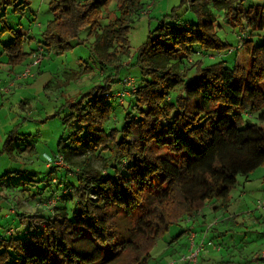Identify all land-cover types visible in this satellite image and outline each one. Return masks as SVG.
Wrapping results in <instances>:
<instances>
[{"label": "trees", "instance_id": "1", "mask_svg": "<svg viewBox=\"0 0 264 264\" xmlns=\"http://www.w3.org/2000/svg\"><path fill=\"white\" fill-rule=\"evenodd\" d=\"M144 1L52 0V19L39 40L8 30L12 40L2 48L0 65L13 75L38 48L47 58L86 46L101 72L117 71L129 58L128 32L148 7ZM188 3L196 23L160 26L135 63H128L138 70L128 98L120 103L116 97L124 87L112 92L126 77L111 73L67 104L64 122L72 129L50 158L61 156L73 180L66 182L59 167L47 168L50 195L44 205L52 199L56 204L28 226L31 217L22 220L14 212L17 227L0 229V264H150L157 242L172 226L215 201L220 203L214 211L224 209L238 177L264 166V127L245 124L253 116L264 123V43L254 45L250 35L264 30V5ZM23 6L24 1L0 0V13L23 14ZM212 6L241 32L248 67L236 61L232 68L223 61L208 64V57L231 50L216 33ZM82 30L87 33L79 39ZM31 40L37 46L26 50ZM12 148L10 135L4 151Z\"/></svg>", "mask_w": 264, "mask_h": 264}, {"label": "rangeland", "instance_id": "2", "mask_svg": "<svg viewBox=\"0 0 264 264\" xmlns=\"http://www.w3.org/2000/svg\"><path fill=\"white\" fill-rule=\"evenodd\" d=\"M21 1L27 5L23 6V14H13L11 9L0 13L3 15L0 19V59L2 48L12 40L9 29L25 38L39 40L42 30L52 19L49 10L52 0H19ZM188 2L145 0L148 12L143 13L140 18H134L128 32L129 58L119 70L101 72L100 65L89 58L88 47L77 46L63 56L47 57L33 70L34 73L40 70L43 75L37 84L46 85L52 81L49 89L44 90L45 85L42 90L41 86H37V89L21 87L12 89L15 94L6 100L0 98V229L17 227L14 212L21 214L22 220L31 217L27 219L26 226L30 224V219L49 213V208L44 205L46 197L50 195V188L44 182L48 179L45 159L46 156L53 157L56 154L58 142L61 138H66L68 130L72 129L64 122L69 114L67 104L75 102L91 88L104 84L103 79L111 73L114 76L118 73L119 79L126 77L138 81V70L129 67L128 63H135V58L147 43L148 37L156 36L155 32L160 26L196 23V15L189 9ZM244 5L262 6L264 1L244 0ZM211 12L216 18L218 37L225 45H230L233 52L223 51L212 58L208 57V64L223 61L228 68H232L236 61L238 65L248 67L250 59L245 51L237 50L241 32L227 23L223 11L212 6ZM4 29L7 31L3 32ZM86 33L87 30H82L79 39H84ZM250 35L254 45L264 43V30L251 32ZM36 46L35 41L31 40L26 50ZM4 68L1 64L0 70ZM18 70L19 68L14 69L16 72ZM71 74L72 79L67 82L66 78ZM3 75L4 73H0V76ZM39 76H34L32 84ZM124 86V82H117L112 85V92ZM245 124L264 127V123L259 122L257 116L245 119ZM10 135L13 138V148L8 153L4 151V145ZM56 170L61 173L66 171V182L73 180L74 174L67 173L69 170L66 168ZM18 171L22 172L16 174ZM65 181L59 182L65 184ZM9 185L14 187L12 191L7 189ZM42 192H46L44 197L37 196ZM61 196L69 199L67 194ZM63 197L58 199L57 206L62 205ZM262 201L264 166L256 169L247 178L238 177L224 209L214 211L213 207L220 203L215 201L188 217L185 222L172 226L157 242L150 264H178L182 256L186 257L197 250L199 253L196 257V253L191 256L193 262L190 264H203L202 260H206L207 264L227 260L238 264H264L257 261L264 252V209L258 208ZM72 204L73 202L70 205Z\"/></svg>", "mask_w": 264, "mask_h": 264}, {"label": "built area", "instance_id": "3", "mask_svg": "<svg viewBox=\"0 0 264 264\" xmlns=\"http://www.w3.org/2000/svg\"><path fill=\"white\" fill-rule=\"evenodd\" d=\"M148 9L149 8L147 7L145 10L146 13L148 12ZM145 12H144V14H146ZM240 49H242L241 43H239L238 47H237V50H240ZM232 52H233L232 49L228 51V53H232ZM45 59H46V57H44L43 49L38 48L37 51L31 55L28 65L23 69L22 72H20L19 74H17L15 76V78L12 82L7 83L6 85H3V81L0 80V94L10 92V90L14 86L15 82L33 79L35 76V73L33 72V70L35 68H37ZM124 83L126 86V87L124 86L125 89L122 91H119L116 94V97L120 103H122L126 98H128L130 96L131 92H134L133 80L131 78H128V79L125 78ZM130 90H131V92H130ZM45 165L47 168L52 167V166H56V167L63 168V169L65 168L63 158L59 155H57L55 158L46 157ZM55 204H56V201L54 199H52L51 201L48 202L47 207L51 208V207L55 206ZM258 208L264 209V201H262L258 204ZM198 253H199V250L195 251L194 253H191L190 255H187L186 257L182 256L180 258V260L178 261V264H180V263H182V264L189 263L190 264L191 262H193L191 256L195 254V257H196L198 255ZM260 259L264 260V252L261 253ZM170 264H177V262H171Z\"/></svg>", "mask_w": 264, "mask_h": 264}, {"label": "crops", "instance_id": "4", "mask_svg": "<svg viewBox=\"0 0 264 264\" xmlns=\"http://www.w3.org/2000/svg\"><path fill=\"white\" fill-rule=\"evenodd\" d=\"M31 49H34V48H31ZM23 69L24 68H19V70H18V72H16V71H14L15 72V74H10V75H8V73H7V70H8V68L5 66V68L4 69H2V70H0V73H4V75L3 76H0V80H2L3 81V83H10V82H12L13 80H14V78H15V75H17V74H19L20 72H22L23 71ZM37 74H39L40 76L37 78V80H36V82H34L33 84H32V82L34 81V79H29V80H26V81H20V82H15V84H14V86L11 88V90L12 89H18V88H20L21 89V87H22V89L23 88H36L37 89V86L39 87V86H41V90L43 89V87H44V85H45V83L43 84V85H41V83H40V85L39 84H37V83H39V79L41 78V76H43L42 75V72L39 70V71H37ZM23 83V84H22ZM18 85V86H17ZM17 87V88H16ZM39 89V88H38ZM39 89V90H40ZM10 90V92H8V93H1L0 94V98H2V99H4V100H6L9 96H11V95H13V94H15V90L14 91H11ZM38 92V91H37Z\"/></svg>", "mask_w": 264, "mask_h": 264}]
</instances>
